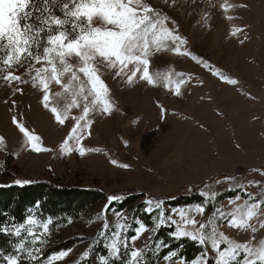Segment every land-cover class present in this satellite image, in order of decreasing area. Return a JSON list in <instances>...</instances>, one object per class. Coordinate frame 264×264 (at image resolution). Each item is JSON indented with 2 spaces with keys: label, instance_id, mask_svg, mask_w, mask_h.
I'll list each match as a JSON object with an SVG mask.
<instances>
[{
  "label": "rangeland",
  "instance_id": "obj_1",
  "mask_svg": "<svg viewBox=\"0 0 264 264\" xmlns=\"http://www.w3.org/2000/svg\"><path fill=\"white\" fill-rule=\"evenodd\" d=\"M147 2L169 15L168 26L187 41L179 45L181 51L189 53L178 54L172 50L175 45L169 44L150 56V71L183 73V76L173 75L174 82L169 87L163 82L152 86L139 77L128 83L125 76H116L114 69L98 63L100 74L110 89L114 110L110 116L94 114L91 135H85L82 143L85 148L101 151L83 156L77 150H62L74 122L69 119L61 126L55 121L51 112L43 107L42 93L31 86L29 76H24L29 80L24 84H9L0 79V137L4 138V143L0 144V185L17 184L18 180L30 183L51 180L63 186L90 185L107 193L136 189L147 194L143 199L146 202L174 199L183 186L203 185L212 178L202 189L209 200L235 190L257 198L249 200L238 196L222 203L211 214L199 205L179 208L171 212L164 225L176 230L173 221L179 222V213L185 211L198 224L207 225L209 236H213L215 230L233 242H248L255 236L258 243L264 240V228H261L264 224V0ZM225 3L231 6L229 11L224 10ZM236 29L242 31L232 35ZM13 70L23 75L27 66ZM217 73L237 80L238 84L226 83ZM178 78L185 81L179 96L175 94ZM17 88H22L23 94L16 91ZM52 91L61 89L53 84ZM52 103L63 105L64 100L54 97ZM79 114L80 109H73L72 115ZM13 117L39 135L42 146L52 151H32L13 123ZM76 147L74 141L69 142L70 149ZM113 160L117 163L113 164ZM121 164L130 167L123 168ZM238 170L243 173L227 177ZM219 175L225 177L217 178ZM252 205L256 206V216L250 226L247 229L233 227L231 220L236 208ZM106 208L107 203H101L86 211L78 221L57 227L51 225V235L39 249L74 237H87L89 241L70 250L67 257L55 264H74L83 259L85 251L100 264L102 256H95V240L102 238L105 245L110 243L121 214L126 217V221L121 222L129 226L126 229L129 250L134 247L143 251L153 241L156 230L151 229L158 223V210L152 211L154 226H148L149 230L143 234H138L136 228L138 238L133 242V237L128 238L132 220L137 226L143 223L135 217V209L107 212L105 217ZM25 240L31 237L26 236ZM205 248L217 264L219 257L211 247V240ZM243 258L241 252L238 260ZM200 259L186 263L173 262L168 257L160 264H196Z\"/></svg>",
  "mask_w": 264,
  "mask_h": 264
},
{
  "label": "snow or ice",
  "instance_id": "obj_2",
  "mask_svg": "<svg viewBox=\"0 0 264 264\" xmlns=\"http://www.w3.org/2000/svg\"><path fill=\"white\" fill-rule=\"evenodd\" d=\"M57 7L60 15L56 14ZM230 7L227 3L223 5L225 11H229ZM227 18L232 19L231 16ZM169 23V18L162 16L147 0H0V79L9 84H24L29 83L24 76H29L31 86L42 93L43 107L51 112L55 121L61 126L69 119L74 122L62 150H77L81 156L88 152H100L101 149L85 148L82 143L85 135H91L94 114L100 112L110 116L114 110L110 89L100 74L98 63L114 69L116 76H125L128 83H133L139 77L149 85L157 86L163 82L164 86L169 87L174 82L173 75L182 77L183 73L150 71V56L169 44L175 45L172 50L178 54L189 55L182 52L179 46L187 41L176 34V30L168 26ZM238 31L242 29H236L232 35H236ZM192 58L197 59L195 56ZM25 66V74H15L13 69L18 71ZM217 74L226 83L238 84L235 79L225 77L222 73ZM184 82L179 78L175 80L177 96L181 95V85ZM53 84L61 91L53 92ZM16 91L23 94L22 88H17ZM54 97H62L63 105H53ZM73 109H80V114L72 115ZM13 123L26 138L32 151H52L43 147L42 138L30 131L22 121L13 117ZM70 141H74L78 147L70 149ZM2 143L4 138L0 137V144ZM112 163L117 162L113 160ZM119 166L130 167L127 164ZM16 183L23 185L30 182L18 180ZM121 199L120 195L108 197L110 203ZM163 204L164 201L159 199L146 201L149 213L158 210V223L152 231L168 219L164 214ZM106 215L107 208L104 211V216ZM179 216V222L173 221L177 225L175 237L189 238L205 247L211 240V247L218 253L217 264H264V240L255 243L253 236L248 242H233L225 234L216 233L215 230L214 235L209 236L206 232L207 225L198 224L185 211H181ZM255 216V205L237 207L231 225L237 229H247ZM122 220L126 221V217L121 214L116 221L110 243L105 245L108 256L100 257V264L114 262L120 257L121 248L128 252L126 229L129 226ZM52 224L51 218L43 220L30 215L25 223L14 225V232L8 227L0 229L5 234L11 232L21 238L15 245L14 254L0 253V259L5 264H22L25 257L35 259L39 246L51 235ZM104 228H108L107 223ZM261 228H264V224ZM148 230V226L143 223L137 227L138 234ZM22 233H26L31 240H25ZM137 238L138 235L133 236V242ZM69 251L52 255L48 264L63 260ZM241 252L244 258L239 261ZM82 255L87 259L90 254L85 251ZM142 256L143 251L133 247L127 264H141ZM196 264H207V260L201 257Z\"/></svg>",
  "mask_w": 264,
  "mask_h": 264
},
{
  "label": "trees",
  "instance_id": "obj_3",
  "mask_svg": "<svg viewBox=\"0 0 264 264\" xmlns=\"http://www.w3.org/2000/svg\"><path fill=\"white\" fill-rule=\"evenodd\" d=\"M162 16L168 18L169 15L157 10ZM56 14L60 15L59 7L56 9ZM264 170V165L262 166ZM6 173V172H4ZM242 170H238L236 174L227 176L234 177L242 174ZM219 175L217 178H224ZM212 182L210 178L203 185H185L174 199L161 198L164 201V214L166 217L171 215L173 210L185 208L188 206L199 205L206 209L207 214H211L218 209L220 205L228 200L238 196L249 200H255L249 193H244L241 190L227 191L213 200L207 199L202 193V189ZM112 195H120L119 201L109 202L108 197ZM147 194L136 189H125L107 193L99 188L90 185H74L63 186L58 182L51 180H37L23 185L10 184L0 185V229L8 227L11 232H14V225L25 223L30 216H36L46 220H53V227L65 225L69 221H78L83 214L93 209L101 203H107V212H126L135 209V217L145 225L153 227L155 222L154 213H149L146 209V202L143 200ZM138 226L132 220V231L128 238L135 236V229ZM5 234L0 231V253L5 255L14 254V248L20 242V237L14 234ZM26 233H22V237L26 238ZM90 239L87 237H74L68 240L51 243L39 249L35 254V259L25 257L22 264H47L49 258L61 251L72 250L79 244H82ZM95 256H108V249L105 247V240L97 238L94 243ZM130 250L121 249L119 259H115L113 264H127ZM175 254V255H173ZM171 257L173 262L184 261L192 263L200 257L207 260V264H216L209 257L205 246L192 241L189 238H176L175 228L162 224L155 231L153 241L143 249L141 264H160L164 259ZM0 264L5 262L0 259ZM74 264H96L93 257L81 259Z\"/></svg>",
  "mask_w": 264,
  "mask_h": 264
}]
</instances>
